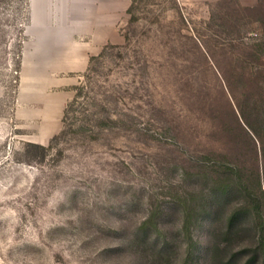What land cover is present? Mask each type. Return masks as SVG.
Here are the masks:
<instances>
[{"label": "rangeland", "instance_id": "374dc122", "mask_svg": "<svg viewBox=\"0 0 264 264\" xmlns=\"http://www.w3.org/2000/svg\"><path fill=\"white\" fill-rule=\"evenodd\" d=\"M0 264H264V0H0Z\"/></svg>", "mask_w": 264, "mask_h": 264}, {"label": "crops", "instance_id": "0c3cea01", "mask_svg": "<svg viewBox=\"0 0 264 264\" xmlns=\"http://www.w3.org/2000/svg\"><path fill=\"white\" fill-rule=\"evenodd\" d=\"M184 1H188V0H184ZM202 1L211 2V1H215V0H202Z\"/></svg>", "mask_w": 264, "mask_h": 264}]
</instances>
